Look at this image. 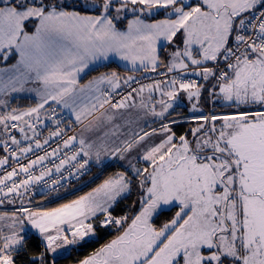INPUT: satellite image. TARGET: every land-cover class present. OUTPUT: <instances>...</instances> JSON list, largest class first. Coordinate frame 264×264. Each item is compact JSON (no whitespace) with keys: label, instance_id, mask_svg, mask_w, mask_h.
<instances>
[{"label":"snow or ice","instance_id":"snow-or-ice-1","mask_svg":"<svg viewBox=\"0 0 264 264\" xmlns=\"http://www.w3.org/2000/svg\"><path fill=\"white\" fill-rule=\"evenodd\" d=\"M113 56L160 78L84 79ZM0 65V264L93 244L74 264H264V0H0ZM205 91L227 110L205 114ZM181 93L194 126L177 134ZM109 159L127 165L47 206Z\"/></svg>","mask_w":264,"mask_h":264},{"label":"trees","instance_id":"trees-1","mask_svg":"<svg viewBox=\"0 0 264 264\" xmlns=\"http://www.w3.org/2000/svg\"><path fill=\"white\" fill-rule=\"evenodd\" d=\"M168 49L167 47H162V51H161V56L162 58H167L168 56ZM115 70L117 72H119L120 74L126 73V72H132L129 70H124L122 67H120L116 62L114 61H109L106 63H103L101 65L96 66V72H90L87 76L84 77L85 80L91 78V75H95L97 74V72L100 71H112ZM206 92V91H205ZM205 92L203 93V96L205 94ZM202 96V98H203ZM206 97V96H205ZM34 98H29V97H24L18 100H13V104L14 106H21V107H26L29 104L34 103ZM201 104L204 107L205 110H208V105H207V101L205 100L204 103L202 102L201 99ZM215 109L216 111H226L227 109L223 108L221 103H215ZM191 114H189L188 111V107L187 106H183V105H178L174 107V110L170 111V116L169 119H177L180 117H187ZM159 122H154L152 124L153 126L158 125ZM194 126L191 123V119L187 118L186 120H181L180 123H178L175 127H174V131L177 132V134H182L185 131H187L190 127ZM125 168V166L121 165V164H117V163H110L109 165H107V167H103L102 171L95 177V174L97 173V170H101V167H97L94 165L93 171L90 175H88V179L92 178V180L86 182L84 185H82L81 187H78L77 189L69 192L68 194L61 196L59 199H52L50 200V202L47 204H53L57 201H59L60 199L64 198V197H68V196H74L76 194H79L82 191H87L89 190L91 187L95 186L98 182H100L104 177H106L107 175H110L112 172L117 171V170H123ZM85 178V180L87 179ZM84 181V180H83ZM41 196H36L34 198L35 201H37ZM136 199V192L133 191V193L127 198L124 199L120 202V204L117 206V209L115 211L114 214H122V211H127L128 210V206ZM171 215L170 213H166L165 216ZM165 217H162V219ZM108 236H104V239H107ZM102 242V241H100ZM39 243L38 239H33V241L31 242L32 247L30 249V251H38L39 249L36 248V245ZM96 245H89L88 247H85L83 249H81L80 251H77L75 249L72 250L70 255H67L64 259L58 261V264H74L75 259L82 257L83 255L87 254L88 251L91 250L92 247H95ZM28 261V256L27 255H23L20 259V261L18 262V264H27Z\"/></svg>","mask_w":264,"mask_h":264},{"label":"built area","instance_id":"built-area-1","mask_svg":"<svg viewBox=\"0 0 264 264\" xmlns=\"http://www.w3.org/2000/svg\"><path fill=\"white\" fill-rule=\"evenodd\" d=\"M136 75L138 78H140L141 79V82H144V83H147V82H150V80L151 79H159L160 77H159V75L157 74V73H148V74H146V75H142L140 72H136V73H133V72H126V73H123V74H121V75ZM186 78H188V79H196V80H199L200 81V78L199 77H197V76H194V75H189V76H187ZM136 85L135 84H133V87H135ZM123 88L121 89V91L123 92ZM208 105H210V107H212L213 106V103L208 99ZM215 105V104H214ZM208 108H209V106H208ZM212 109L211 108H209V110L206 112V114L209 112V111H211ZM58 112H59V110H58ZM219 113V112H218ZM59 116L61 117V118H64L65 120H68V119H70V114L65 110L64 112H59ZM181 118H190L191 119V117H185V116H183V117H180V118H177V120H183V119H181ZM159 125H156V126H153V128H155V127H158ZM49 129H54V125L52 124V122L51 121H46L45 122V126H42L41 127V132H42V137L43 136H47V134H48V130ZM17 135L19 136V134L17 133ZM58 139L59 138H53V140L52 141H50V145L52 146V147H55V145H56V143L58 142ZM4 153H3V151L2 150H0V155H3ZM40 154H42V152L40 153ZM11 163V162H10ZM50 166V165H49ZM93 168H94V165L92 166V170H91V172H89L87 175H85L84 177H82L81 178V180H79V181H77V182H75L74 183V185H73V190H75V189H77L78 187H81L82 185H84V184H82L83 182H85V181H89L90 179H88L87 177H88V175H90L91 173H92V171H93ZM3 174V172L2 171H0V175H2ZM85 178H87L86 180H85ZM84 180V181H83ZM42 185H37V186H35L33 189H32V192L35 194L34 195V198L36 197V196H41L40 195V192H41V190H42ZM72 190V191H73ZM69 192H71V191H69ZM68 192V193H69ZM68 193H65L64 191H63V189H61V192H60V196H63V195H66V194H68Z\"/></svg>","mask_w":264,"mask_h":264},{"label":"rangeland","instance_id":"rangeland-1","mask_svg":"<svg viewBox=\"0 0 264 264\" xmlns=\"http://www.w3.org/2000/svg\"><path fill=\"white\" fill-rule=\"evenodd\" d=\"M69 2H71V0H69ZM120 62H121V65L123 66V67H128V66H126V63L124 62V61H121L120 60ZM102 63H104V62H100V64H102ZM100 64H98V65H100ZM98 65H96V66H98ZM127 65H129V64H127ZM0 66H2V65H0ZM95 67V66H94ZM206 96V97H205ZM24 97H29V98H33L30 94H27V93H21V94H14L13 95V97L11 98V101H10V103H11V105L13 106V107H15L14 106V104H13V100H18V99H21V98H24ZM157 98H158V94H157ZM182 100H183V102L185 101L186 102V100H188L187 99V97H186V95L185 94H183V93H181V95H180V97H179V99L176 101V103H175V105H174V107L177 105V104H183V102H182ZM207 101V105H208V92L206 91L205 92V94H204V96H203V98H202V102L204 103V101ZM189 105H191V103L189 102ZM209 106V108H211L212 110H215L216 111V109H215V105L213 104V106L212 107H210V105H208ZM191 108V107H190ZM209 110V109H208ZM208 110H205L204 109V113L206 114V112L208 111ZM171 111V110H170ZM216 112H219V111H216ZM193 115V113L191 112V116ZM190 116V117H191ZM188 117V116H187ZM154 122H159L158 120H156V119H154V118H148L147 119V122L145 123V122H141V124H140V127H143L144 128V130L145 131H150L151 130V128H153L152 127V124L154 123ZM159 125V124H158ZM155 128H157V127H155ZM112 162H114V163H117V164H121V165H127V161H120V160H117V159H109V160H106L105 161V163L107 164V165H109L110 163H112ZM102 170H97V173L95 174V177L101 172ZM90 180H92V178L90 179ZM89 180V181H90ZM86 182H88V181H85V182H83L82 184H85ZM99 183V182H98ZM97 183V184H98ZM94 187V186H93ZM64 196V195H63ZM61 197V196H60ZM74 196H68V197H64V198H62V199H60L59 201H57V202H55V203H53V204H50V205H48L49 207H52V206H55L56 204H58V203H60V202H62L63 200H67V199H70V198H73ZM52 200V199H51ZM42 201V197H40L36 202H41Z\"/></svg>","mask_w":264,"mask_h":264},{"label":"crops","instance_id":"crops-1","mask_svg":"<svg viewBox=\"0 0 264 264\" xmlns=\"http://www.w3.org/2000/svg\"><path fill=\"white\" fill-rule=\"evenodd\" d=\"M170 51H171V49L169 48V49H168V53H169ZM110 61H114V62H116V63H117L120 67H122L124 70H129V71H131V65H127V64H126V66H128V67H123V66L121 65L120 59H119L118 57L113 56V57L111 58ZM107 62H109V61H107ZM104 63H106V62H104ZM102 64H103V63H102ZM100 65H101V64H100ZM95 67H96V66H95ZM200 82L203 83L202 80H200ZM182 102H183V100H182ZM178 105L187 106V107H188L189 114H191V111H190V107H191V105H189V101H188V100H186V102L184 101L183 104H177L176 106H178ZM199 107L204 111V107L202 106L201 102H200ZM190 116H191V115H189L188 117H190ZM123 166H125V165H123ZM125 167H126V166H125Z\"/></svg>","mask_w":264,"mask_h":264}]
</instances>
